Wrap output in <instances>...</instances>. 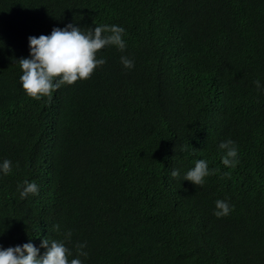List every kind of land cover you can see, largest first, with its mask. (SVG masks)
<instances>
[{
    "label": "trees",
    "instance_id": "obj_1",
    "mask_svg": "<svg viewBox=\"0 0 264 264\" xmlns=\"http://www.w3.org/2000/svg\"><path fill=\"white\" fill-rule=\"evenodd\" d=\"M69 23L121 26L126 49L32 99L19 80L28 37ZM227 140L235 168L221 162ZM5 159L4 248L71 230L83 264H264V0H0ZM199 159L218 170L202 187L183 180ZM25 180L38 195L21 199ZM217 200L234 210L217 218Z\"/></svg>",
    "mask_w": 264,
    "mask_h": 264
},
{
    "label": "clouds",
    "instance_id": "obj_2",
    "mask_svg": "<svg viewBox=\"0 0 264 264\" xmlns=\"http://www.w3.org/2000/svg\"><path fill=\"white\" fill-rule=\"evenodd\" d=\"M125 29L118 25H99L86 31L72 23L63 28L54 27L50 35L29 36V58L18 60L22 75L20 84L26 94L35 100L47 98L50 102L53 93L63 86H71L81 80L91 79L97 68L106 64V59L99 53L110 46H115L121 52L126 49L123 39ZM121 63L126 69L134 67V61L127 56H121ZM256 87H261L260 81L254 82ZM223 155L221 162L226 167L235 168L239 163L238 148L232 140L221 142L219 145ZM18 167V165H17ZM217 169H209L208 162L199 159L194 167L186 172L183 180L195 186L202 187L205 178L214 175ZM12 172V162L5 159L0 163V173L8 175ZM173 178L180 176L179 170H173ZM21 199L29 195H38L39 186L36 182L25 180L23 185H18ZM234 206L225 200L215 202L214 215L217 218L228 216ZM59 232L60 226L53 225ZM65 240H49L43 238L40 247L28 242L23 245L4 248L0 245V264H83L80 257H87L84 251L86 244H76V258L73 251L67 246L72 232L65 234ZM45 251L41 254L40 249Z\"/></svg>",
    "mask_w": 264,
    "mask_h": 264
}]
</instances>
